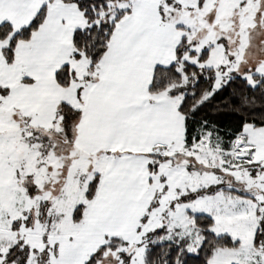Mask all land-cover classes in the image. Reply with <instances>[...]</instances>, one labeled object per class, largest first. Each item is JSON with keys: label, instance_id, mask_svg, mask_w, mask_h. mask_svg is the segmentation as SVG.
Masks as SVG:
<instances>
[{"label": "snow or ice", "instance_id": "snow-or-ice-1", "mask_svg": "<svg viewBox=\"0 0 264 264\" xmlns=\"http://www.w3.org/2000/svg\"><path fill=\"white\" fill-rule=\"evenodd\" d=\"M0 264H264V0H0Z\"/></svg>", "mask_w": 264, "mask_h": 264}]
</instances>
